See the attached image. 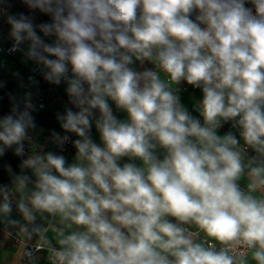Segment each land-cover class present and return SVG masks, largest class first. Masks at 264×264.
I'll return each mask as SVG.
<instances>
[{
  "label": "clouds",
  "instance_id": "obj_1",
  "mask_svg": "<svg viewBox=\"0 0 264 264\" xmlns=\"http://www.w3.org/2000/svg\"><path fill=\"white\" fill-rule=\"evenodd\" d=\"M19 2L0 0V70L31 65L0 110V253L264 264V0ZM41 80L67 98L43 142Z\"/></svg>",
  "mask_w": 264,
  "mask_h": 264
},
{
  "label": "crops",
  "instance_id": "obj_2",
  "mask_svg": "<svg viewBox=\"0 0 264 264\" xmlns=\"http://www.w3.org/2000/svg\"><path fill=\"white\" fill-rule=\"evenodd\" d=\"M3 40H7V37L3 36ZM20 59L21 58H18V56H14L13 58L9 59L8 62H10L13 65L20 67V70H22L24 74L28 73L27 75H30L31 74V72H30L31 65H28V66L22 65L20 63ZM40 93H42V95L46 98L47 102H50V103L46 104L47 109L50 107V105L58 107L59 109H63L64 104H65L66 99H67L63 93V86H61L60 88L50 87L46 82H43L41 80ZM199 97H200L199 91L198 90H192L190 88V86H188L182 94V101L191 110L193 104L196 102V100L199 99ZM117 115L121 119L125 118L123 113H117ZM39 125L45 129V132L43 134H40L41 142H43L44 139L47 137L49 129L57 130V131L60 130L59 125L57 124L55 119L49 123L47 121L41 120V123ZM226 130H228L227 126H225L224 131H226ZM221 134H223V131L221 132ZM93 135L98 141L99 138H98V134H96V132H95V129H93ZM73 152H74V150L71 149L70 147L67 149L65 154L68 155L69 160H71V154ZM137 163H139V162H137ZM0 238H2V234H0ZM13 246H14V241L9 240L7 245H6V248L11 250V252L0 253V264H6V262L3 260L4 255L8 256L7 264H11L12 255L15 252V249L13 248ZM40 255H41V264H46V262L43 260V256H45L46 254L41 253Z\"/></svg>",
  "mask_w": 264,
  "mask_h": 264
},
{
  "label": "rangeland",
  "instance_id": "obj_3",
  "mask_svg": "<svg viewBox=\"0 0 264 264\" xmlns=\"http://www.w3.org/2000/svg\"><path fill=\"white\" fill-rule=\"evenodd\" d=\"M14 12L15 11H26V9L20 4L19 0H14V8L12 9ZM9 31V26L5 23V21L0 18V34L4 37L5 33ZM7 68L0 70V79H3L5 81H7V88L0 90V96H4V100L2 102H0V110L7 112L8 111V103H7V98H6V93L8 91H13L15 90L16 92H20L21 90L17 88V84L15 79L12 77L11 73L13 71H20L22 75L25 76V78H27V74L23 73L22 70H20V67L11 64L10 62L7 61ZM39 101L45 103V105L47 103L46 98L42 95V93H40L39 96ZM63 109H59L58 107L52 106L50 105V107L47 109L45 108L44 110L40 111L37 113V120L38 123H41V120L47 121L48 123L51 122L52 120H54V113L55 111H62ZM5 161L10 162L13 164V166L15 167L18 164V160L12 156L11 152H9V154L4 158ZM0 182H7V176L6 174L3 173L2 169H0ZM15 215V213H14Z\"/></svg>",
  "mask_w": 264,
  "mask_h": 264
},
{
  "label": "built area",
  "instance_id": "obj_4",
  "mask_svg": "<svg viewBox=\"0 0 264 264\" xmlns=\"http://www.w3.org/2000/svg\"><path fill=\"white\" fill-rule=\"evenodd\" d=\"M7 33L8 32H6L5 33V36L7 37ZM1 35V34H0ZM0 46H2L4 49H6L8 46H10V41L7 39V40H3L2 41V43H0ZM18 56V58H20L19 57V55H17ZM14 56H7L6 54L3 56V58L6 60V61H8L9 59H11V58H13ZM199 91V90H198ZM228 127V126H227Z\"/></svg>",
  "mask_w": 264,
  "mask_h": 264
}]
</instances>
